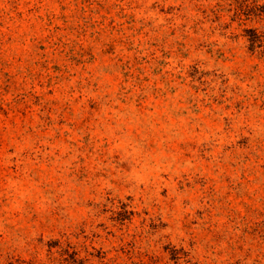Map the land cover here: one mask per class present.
I'll return each instance as SVG.
<instances>
[{"label": "rangeland", "instance_id": "374dc122", "mask_svg": "<svg viewBox=\"0 0 264 264\" xmlns=\"http://www.w3.org/2000/svg\"><path fill=\"white\" fill-rule=\"evenodd\" d=\"M75 259L264 264V0H0V264Z\"/></svg>", "mask_w": 264, "mask_h": 264}, {"label": "trees", "instance_id": "16d2710c", "mask_svg": "<svg viewBox=\"0 0 264 264\" xmlns=\"http://www.w3.org/2000/svg\"><path fill=\"white\" fill-rule=\"evenodd\" d=\"M257 42H259L258 37H257ZM73 264H84V263L82 261H79L78 259H75Z\"/></svg>", "mask_w": 264, "mask_h": 264}]
</instances>
